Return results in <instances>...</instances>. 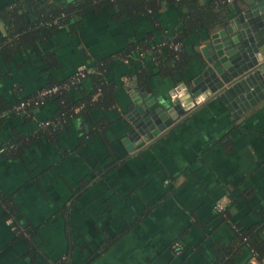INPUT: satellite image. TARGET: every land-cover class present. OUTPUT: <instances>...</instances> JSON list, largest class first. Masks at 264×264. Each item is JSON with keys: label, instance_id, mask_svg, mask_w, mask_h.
<instances>
[{"label": "crops", "instance_id": "0c3cea01", "mask_svg": "<svg viewBox=\"0 0 264 264\" xmlns=\"http://www.w3.org/2000/svg\"><path fill=\"white\" fill-rule=\"evenodd\" d=\"M25 3L0 0V11L34 20ZM53 23L50 36L20 45L0 20V264H213L229 245L233 264H264L236 244L241 229L264 236V99L235 116L218 98L202 100L150 143H124L129 93L144 88L168 108L164 99L199 71L206 30L173 42L190 61L164 75L153 53L181 30L172 6L119 20L103 7ZM82 66L113 87L110 108L94 105L101 89L92 93L87 77L62 93L69 111L55 99L13 110ZM141 70L145 86L130 78Z\"/></svg>", "mask_w": 264, "mask_h": 264}, {"label": "water", "instance_id": "95a60500", "mask_svg": "<svg viewBox=\"0 0 264 264\" xmlns=\"http://www.w3.org/2000/svg\"><path fill=\"white\" fill-rule=\"evenodd\" d=\"M227 9L221 25L207 33L198 73L164 99L168 108L144 88L129 93L132 128L124 140L129 151L162 136L202 100L218 98L235 116L264 99V0H233Z\"/></svg>", "mask_w": 264, "mask_h": 264}, {"label": "trees", "instance_id": "16d2710c", "mask_svg": "<svg viewBox=\"0 0 264 264\" xmlns=\"http://www.w3.org/2000/svg\"><path fill=\"white\" fill-rule=\"evenodd\" d=\"M34 15V20L25 17L24 10L17 12V9H3L0 11V20L7 25L8 32L11 29L20 36L22 42L19 44L27 43L33 45L37 41L50 36L57 24L54 20H58V24H62L65 20L68 21L72 17H76L86 11L97 10L99 8H107L113 12V17L119 20L123 17H130L136 14L154 15L161 11L162 8L167 6L174 7L180 17L181 30L177 36L172 39L165 38L166 42H181L188 38L194 31L205 29L206 33L217 28L221 25L225 12L227 11L226 5L215 4L213 2H202L201 0H75L74 2L67 3L64 0H27ZM65 18V19H64ZM62 22V23H61ZM140 41V40H139ZM137 41V43L139 42ZM136 45H141V43ZM135 46V45H133ZM142 47L146 48L143 43ZM154 61L156 68L160 74L169 75L174 71L184 72L190 57L183 51L174 53L168 49V52L160 51L154 52ZM102 68L101 66H99ZM101 70V69H99ZM91 77L94 88V93L98 88L101 89V95L94 105L99 109L110 108L114 104L113 87L108 85L102 75V71H91L87 76ZM86 77V78H87ZM135 77V84L137 86H145L146 80L150 77L148 70H141L130 76L131 79ZM51 84L49 86H52ZM69 94L64 93L59 96H54L50 100L59 101V112L69 111L73 107L74 102L69 100ZM92 95V94H91ZM91 96L87 97L89 100ZM49 100V99H48ZM107 237V236H106ZM237 247L247 244L250 249L256 253L257 260L264 259V236L252 230L241 229L237 234ZM113 239L107 237L101 243L100 251L105 250L111 244ZM230 246H225L222 249V254L218 256L213 264H233ZM225 248V249H224ZM227 253V254H226ZM225 254L227 256H225ZM228 257V258H225Z\"/></svg>", "mask_w": 264, "mask_h": 264}, {"label": "built area", "instance_id": "2783aa9c", "mask_svg": "<svg viewBox=\"0 0 264 264\" xmlns=\"http://www.w3.org/2000/svg\"><path fill=\"white\" fill-rule=\"evenodd\" d=\"M229 1L230 0H227V2ZM160 45L161 47L172 50L174 53H178L181 50L180 43L162 41ZM88 74H90V70H88L84 66L79 67L74 72V74L71 77H69L66 81L58 84H54L52 86L44 87L41 90L37 91V93H35L34 95L18 101L13 105V110L19 112L30 106H41L48 99L62 94L64 91L68 90L71 86L77 84L83 78H86ZM50 123H52L50 120H45L40 122V124L43 126L49 125ZM175 246L179 247L178 243H175L174 247ZM252 253L253 256L256 257V253L253 251ZM251 264H259V263L255 259L251 262Z\"/></svg>", "mask_w": 264, "mask_h": 264}]
</instances>
